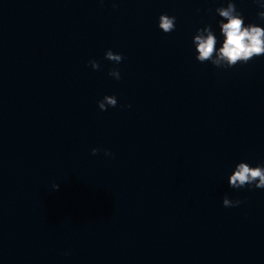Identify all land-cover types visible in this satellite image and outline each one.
<instances>
[{
    "label": "clouds",
    "instance_id": "9594fccd",
    "mask_svg": "<svg viewBox=\"0 0 264 264\" xmlns=\"http://www.w3.org/2000/svg\"><path fill=\"white\" fill-rule=\"evenodd\" d=\"M101 4L104 0H99ZM260 7L264 8L262 0H255ZM112 7L115 9L117 3L113 2ZM216 13L223 18L220 20L219 28L223 35L222 47L217 51L216 43L217 37L213 34L211 25L205 26L202 29H197L193 37V43L196 45L195 51L198 52L196 60L200 63L211 62L216 67H221V62H224L223 68H232L240 62L246 64L254 58L264 55V28L255 24L245 25L244 17L236 8L233 0H229L227 7H217ZM260 19L264 20V11L258 13ZM176 17L169 16L166 13L159 16L158 27L164 33H170L175 30ZM226 21V22H225ZM205 33H207L205 35ZM215 56V58H213ZM104 58L119 64L123 60L120 53H114L108 49L104 53ZM88 64L93 70L100 69V63L95 60H89ZM108 75L116 80H120L121 74L117 67L109 70ZM98 107L101 111H106L108 107H116L117 99L115 95H105L103 99L99 100ZM123 107V106H121ZM131 107V105H128ZM101 149H91V154L96 155ZM106 156H113L114 154L108 150H103ZM229 187L233 189H242L247 186L249 189L253 187L257 189H264V164H258L255 167L250 166L247 162H239L236 164L231 175L228 177ZM53 190H58L59 185L53 184ZM243 201L231 200L225 195L222 198V204L225 208L237 207Z\"/></svg>",
    "mask_w": 264,
    "mask_h": 264
}]
</instances>
